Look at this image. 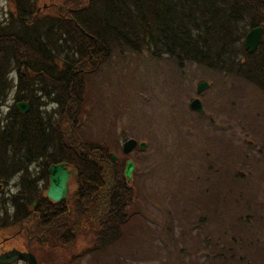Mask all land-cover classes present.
Returning a JSON list of instances; mask_svg holds the SVG:
<instances>
[{
	"label": "trees",
	"instance_id": "trees-1",
	"mask_svg": "<svg viewBox=\"0 0 264 264\" xmlns=\"http://www.w3.org/2000/svg\"><path fill=\"white\" fill-rule=\"evenodd\" d=\"M13 2L14 11L0 22V187L15 174L18 182L15 192L0 196V221L16 225L34 218L33 231L27 228L43 246L69 250L82 237L91 242L84 252L124 261V242L135 229L142 231L150 193L138 183L136 165L127 179L128 159L113 161L106 146L79 133L84 74L115 47L146 49L153 58L226 70L264 91V0ZM255 26H262L263 34L249 52L244 37ZM12 90L14 103L9 104ZM17 101L28 102L29 110H17ZM58 162L71 169L76 187L54 202L38 183L45 179L48 184L47 168ZM31 163H37L41 177L29 171ZM205 194L211 205L217 194Z\"/></svg>",
	"mask_w": 264,
	"mask_h": 264
},
{
	"label": "rangeland",
	"instance_id": "rangeland-1",
	"mask_svg": "<svg viewBox=\"0 0 264 264\" xmlns=\"http://www.w3.org/2000/svg\"><path fill=\"white\" fill-rule=\"evenodd\" d=\"M13 11V0H0V22ZM10 76L15 79L14 72ZM81 81L86 89L77 129L84 139L135 163L138 183L150 193L143 205L142 231L135 229L124 242V261L118 255L84 252L91 242L82 237L69 250L32 239L28 246L38 261L264 264V91L226 70L195 62L180 65L169 56L153 58L146 49L120 47ZM201 81L208 85L198 93ZM13 96L14 90L9 104ZM195 97L202 114L189 107ZM127 138L146 146L123 154ZM36 164L29 171L41 177ZM17 182L15 174L0 187V196L15 192ZM44 184L45 179L38 183L42 192ZM75 187L71 177L67 195ZM209 191L217 194L211 205L204 198ZM24 223L20 227L0 221L1 237L21 246L28 240L24 227L33 231L36 220ZM240 254L244 260L239 261Z\"/></svg>",
	"mask_w": 264,
	"mask_h": 264
},
{
	"label": "water",
	"instance_id": "water-1",
	"mask_svg": "<svg viewBox=\"0 0 264 264\" xmlns=\"http://www.w3.org/2000/svg\"><path fill=\"white\" fill-rule=\"evenodd\" d=\"M263 28L261 26H256L251 28L245 35L244 43L245 47L249 52H253L259 42L262 34ZM208 85V82L201 81L197 85V92L199 93L203 88ZM17 110L21 112H27L29 110V103L26 101H17L15 104ZM189 107L191 109L197 110L200 114L204 112L201 101L198 97L193 98L189 102ZM136 145L140 149H143L146 145L144 141L137 144L135 138H128L122 144L123 152L127 153L131 151ZM113 161L117 160V156L112 152L109 153ZM135 168V164L132 160H126L124 167V176L127 179L132 177V171ZM71 169L68 168L65 162L52 163L48 167V186L46 189V196L54 202H59L67 197L68 193V181L71 178ZM19 258L25 259L28 264H36L35 257L32 253L21 252L13 249L9 252L0 254V264H9L16 261Z\"/></svg>",
	"mask_w": 264,
	"mask_h": 264
},
{
	"label": "flooded vegetation",
	"instance_id": "flooded-vegetation-1",
	"mask_svg": "<svg viewBox=\"0 0 264 264\" xmlns=\"http://www.w3.org/2000/svg\"><path fill=\"white\" fill-rule=\"evenodd\" d=\"M24 224H21L20 223V227H23ZM2 228H4V227H1L0 226V254H3V253H6V252L11 251L13 249H16V250L21 251V252H28V253L30 252V253H32L34 255V253L32 252V250L29 249L28 242H30L32 239H35L36 237H32L30 235L27 227H24V228H25V231H26V238L28 240L25 239V242L23 244H21V246H19L18 243H16V244H14V243H8V241L10 239L9 236H2L1 237V230H2ZM8 244H11V245H8ZM34 257H35V260H36V264H42V263H40L38 261V259L36 258L35 255H34ZM9 264H28V262L25 259H23V258H19L16 261H14L12 263H9Z\"/></svg>",
	"mask_w": 264,
	"mask_h": 264
}]
</instances>
